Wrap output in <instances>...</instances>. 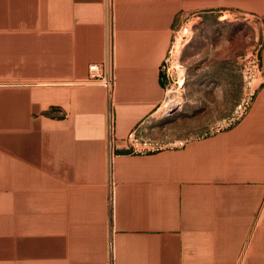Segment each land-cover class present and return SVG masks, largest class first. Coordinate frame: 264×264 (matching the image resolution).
<instances>
[{
	"label": "crops",
	"instance_id": "crops-1",
	"mask_svg": "<svg viewBox=\"0 0 264 264\" xmlns=\"http://www.w3.org/2000/svg\"><path fill=\"white\" fill-rule=\"evenodd\" d=\"M264 0H0V264H264V82L233 124L131 151L166 90L178 18ZM110 63L108 91L84 83Z\"/></svg>",
	"mask_w": 264,
	"mask_h": 264
},
{
	"label": "rangeland",
	"instance_id": "rangeland-1",
	"mask_svg": "<svg viewBox=\"0 0 264 264\" xmlns=\"http://www.w3.org/2000/svg\"><path fill=\"white\" fill-rule=\"evenodd\" d=\"M262 37L258 17L218 9L181 15L163 61L166 96L152 128L179 140L233 123L243 97V61L260 49Z\"/></svg>",
	"mask_w": 264,
	"mask_h": 264
},
{
	"label": "built area",
	"instance_id": "built-area-1",
	"mask_svg": "<svg viewBox=\"0 0 264 264\" xmlns=\"http://www.w3.org/2000/svg\"><path fill=\"white\" fill-rule=\"evenodd\" d=\"M259 50L255 53L247 55L243 61L242 77H243V97L239 105L238 115L234 119L237 121L249 108L251 105L257 90L260 85L264 82V73L262 70ZM84 83L88 84H101L108 91V107H109V124H108V140L110 151L108 153V167L112 174L113 168V151H112V141H113V117L111 113V108L113 105V90L116 84L115 76L110 63H92L89 66V74ZM233 122V123H234ZM233 123H230L233 124ZM222 128H217V130ZM216 130V131H217ZM190 139H179L172 141H162L142 133H138L137 130H133L130 133L129 141L131 151L134 153H152L165 148H171L176 146H184Z\"/></svg>",
	"mask_w": 264,
	"mask_h": 264
},
{
	"label": "bare ground",
	"instance_id": "bare-ground-1",
	"mask_svg": "<svg viewBox=\"0 0 264 264\" xmlns=\"http://www.w3.org/2000/svg\"><path fill=\"white\" fill-rule=\"evenodd\" d=\"M180 41H181V40H180ZM177 43H178V42H177ZM180 44H181V43H180ZM175 49H176V47H175ZM175 49H174V50H175ZM177 49H178V48H177ZM173 101H174V100H173ZM173 101L170 100V101H169V105H170L171 103H174Z\"/></svg>",
	"mask_w": 264,
	"mask_h": 264
}]
</instances>
